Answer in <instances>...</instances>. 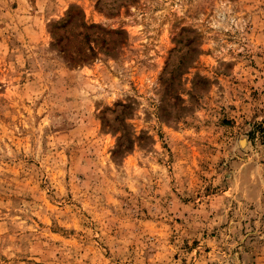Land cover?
<instances>
[{
  "label": "rangeland",
  "instance_id": "1",
  "mask_svg": "<svg viewBox=\"0 0 264 264\" xmlns=\"http://www.w3.org/2000/svg\"><path fill=\"white\" fill-rule=\"evenodd\" d=\"M0 264H264V0H0Z\"/></svg>",
  "mask_w": 264,
  "mask_h": 264
}]
</instances>
